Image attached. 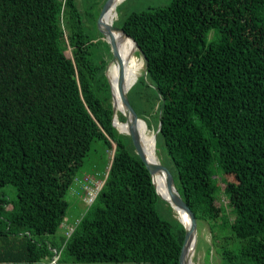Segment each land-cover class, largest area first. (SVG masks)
I'll list each match as a JSON object with an SVG mask.
<instances>
[{
	"label": "trees",
	"instance_id": "16d2710c",
	"mask_svg": "<svg viewBox=\"0 0 264 264\" xmlns=\"http://www.w3.org/2000/svg\"><path fill=\"white\" fill-rule=\"evenodd\" d=\"M106 1L0 0V188L17 191L12 209L0 193V264H47L55 251L57 264H179L185 226L113 125L109 78L116 95L125 71L111 69L98 28ZM119 28L145 63L130 102L156 116L157 157L198 229L209 224L222 264H264V0H170ZM96 141L103 185L71 234L58 235ZM218 174L232 177V214Z\"/></svg>",
	"mask_w": 264,
	"mask_h": 264
},
{
	"label": "rangeland",
	"instance_id": "374dc122",
	"mask_svg": "<svg viewBox=\"0 0 264 264\" xmlns=\"http://www.w3.org/2000/svg\"><path fill=\"white\" fill-rule=\"evenodd\" d=\"M81 4L84 5V0H80ZM91 1V0H90ZM94 3L101 2L102 0H92ZM170 0H123V4L117 9L116 26L120 27L124 19L129 13L133 11L146 10L150 6L164 5ZM125 2V3H124ZM113 51L115 53V59L110 62V67L113 69L115 75L118 74V64L123 68L126 67V63L122 64L120 59V53L118 49L111 43ZM137 48V47H136ZM110 53V52H109ZM137 56L141 61V70L139 76H141L145 71V63L143 56L139 53L138 49L136 51ZM118 55V58H117ZM115 62V63H114ZM117 71V72H116ZM138 76V78H139ZM134 105L138 108L141 115L144 117V122L147 127L148 124L151 126L149 129L154 133V128L157 125V118L151 112L141 111L140 106L135 100H132ZM121 111H118V113ZM117 113V112H116ZM117 113V114H118ZM153 116V117H151ZM158 154L161 158L164 157L163 149L161 146L158 148ZM106 154L103 143L101 141H96L86 157L85 164L79 169L76 178L67 193V200L69 201V207L65 220L59 230L58 235L64 234L69 236L74 229L75 224L82 217L84 211L87 209L95 199L97 193L103 185V180L105 178V160ZM219 185L221 186L220 202L226 205L228 211L231 212V207L228 206V200L224 193L225 179L232 180L230 175L223 178L220 174L217 175ZM0 193H5L9 197L10 204L7 206L8 209H12L14 201L17 199V191L14 185L8 184L0 188ZM161 211V209H160ZM176 212V211H175ZM232 214V212H231ZM177 215V213H176ZM68 233V235H67ZM212 233L208 223L200 222L198 229L197 246L193 256V261L195 264H222L220 256L217 255L215 248L211 245ZM218 262V263H217Z\"/></svg>",
	"mask_w": 264,
	"mask_h": 264
},
{
	"label": "water",
	"instance_id": "95a60500",
	"mask_svg": "<svg viewBox=\"0 0 264 264\" xmlns=\"http://www.w3.org/2000/svg\"><path fill=\"white\" fill-rule=\"evenodd\" d=\"M113 1L114 0H107L105 2L104 6L101 10V13L98 17V21H97L99 30L105 36L106 40L109 43H110V41L107 39L106 34H107V32H113L114 29L120 30L126 37H128L127 34L123 31V29L116 27L114 25L107 26L106 29H104L102 27L104 13L111 6ZM133 41L137 47V43L135 42V40H133ZM110 45H111V43H110ZM111 48L113 51L112 45H111ZM114 59H115V53L113 51V58L111 61H113ZM109 65H110V63H109ZM109 65H108V67H109ZM108 67H107V76H108ZM108 78H109V76H108ZM109 81L111 84L112 96H113V109H114L113 125L115 127H117L116 123H115V118H116V114H117L116 113L117 112V110H116V96H115V92H114L113 85L111 83L110 78H109ZM130 89H128V90L124 89V85L122 84V82H120L119 90H118V96H119V101H120L121 106H122L121 113L126 117L125 121L129 122V127H128L126 134L131 136L137 154L141 157L142 161L145 163L148 170L150 171V173L152 175V180H153V183H154V186H155V189H156V192L158 193V195L162 199H164L165 201L169 202L175 211H177L178 213L182 212V213L187 215V218H188L187 224L178 215V219L180 220L181 223H183V225L185 226V230H186L185 239H184V243H183L180 258H179V264H187V261L184 258L186 256L187 248L190 246V244L192 242V236L194 234L196 235V242H197L198 220H197L194 212L191 210V208L188 206V204L184 201L181 194L179 193V191L176 187V184H175L174 176H173L172 172L169 170V168L166 165L162 164L160 161H156V160L154 161L153 158H151L150 155L143 148V146L141 144L139 131H138V123L140 120H143V119L139 116V114L137 113V111L134 109V107L132 106V104L130 102V99L128 96V92ZM159 129H160V127H159ZM158 131L159 130H157V132ZM156 134L157 133H155V135H154L155 143H156ZM160 173L163 174L165 177L167 197H164L163 195H161L158 192V189L156 187L155 178H156V175L160 174Z\"/></svg>",
	"mask_w": 264,
	"mask_h": 264
},
{
	"label": "bare ground",
	"instance_id": "6f19581e",
	"mask_svg": "<svg viewBox=\"0 0 264 264\" xmlns=\"http://www.w3.org/2000/svg\"><path fill=\"white\" fill-rule=\"evenodd\" d=\"M75 2V1H74ZM123 0H114L111 4V6L105 11L103 16V22L102 27L104 29L107 28V26L114 25L115 19L117 18V6L122 3ZM47 10V9H46ZM71 12V11H70ZM64 13V12H63ZM69 14V13H68ZM71 14V13H70ZM12 16V15H10ZM64 18V17H63ZM73 18V17H72ZM74 20V19H73ZM8 21V20H7ZM74 22V21H73ZM47 23V22H46ZM50 24V23H49ZM116 24V23H115ZM76 25V24H75ZM12 26V25H11ZM23 27V26H22ZM75 28V27H74ZM14 29V28H13ZM32 30V29H31ZM17 31V30H16ZM74 31V30H73ZM24 35V34H23ZM43 35V34H42ZM46 36V35H45ZM107 39L112 43L119 51L120 53V59L124 66L125 60L124 55H128L130 59V63L126 64V67L124 68L125 71V79L123 82L124 89L128 90L130 89L134 83L137 81L138 76L140 74L141 70V61L140 58L137 56L136 51L138 48H136V45L133 41L128 39L127 37H124L119 32H117L115 29L113 32H107L106 34ZM24 39V38H23ZM31 40V39H30ZM45 41V40H44ZM99 45V44H98ZM107 47V46H106ZM41 48V47H40ZM77 51V50H76ZM37 52V51H36ZM204 53V52H203ZM187 56V55H186ZM118 58V55H117ZM188 58V57H187ZM39 60V59H38ZM119 60V58H118ZM45 61V60H44ZM104 61V60H103ZM109 61V60H108ZM185 61V60H184ZM227 61V60H225ZM100 62V61H98ZM63 63V62H62ZM61 63V65H62ZM72 63V62H71ZM115 63V62H114ZM202 63V62H201ZM44 64V63H43ZM46 64V63H45ZM44 64V65H45ZM187 64V62H186ZM201 65V64H200ZM46 67V65H45ZM62 67V66H61ZM196 67V66H195ZM202 67V66H200ZM3 69V68H2ZM14 69V68H13ZM196 70V69H194ZM104 71V70H103ZM112 72V71H111ZM117 72V71H116ZM28 73V72H27ZM167 74V73H166ZM213 74V73H212ZM169 75V74H168ZM167 75V76H168ZM213 76V75H212ZM65 79V78H64ZM67 81V80H66ZM97 83V82H96ZM63 84V82H62ZM98 85V84H97ZM64 86V84H63ZM63 88V87H62ZM116 96V110L118 111L122 110L121 103L119 101L118 92L115 95ZM50 104V103H49ZM50 107V106H49ZM51 111V110H50ZM51 113V112H50ZM153 117V116H151ZM141 123H143V127H138L141 144L143 148L146 150V152L150 155L151 158L155 161H160L156 154V143L154 140V133H152L146 123L143 120H140ZM115 123L117 128L122 132L126 133L129 127V122L121 123L119 119V115L116 114ZM127 126V127H126ZM209 132V131H208ZM255 136V135H254ZM256 138V136H255ZM93 143V142H92ZM200 149V148H199ZM182 152V151H181ZM164 153V151H163ZM188 157V156H187ZM164 159V158H163ZM220 159V158H219ZM193 162V161H192ZM220 168V167H219ZM225 171V170H224ZM156 187L158 189V192L163 195L164 197H167V191H166V185H165V177L163 174H157L155 178ZM180 183V182H179ZM226 185V184H225ZM199 186V185H198ZM204 190V189H203ZM240 192V191H239ZM233 193V192H232ZM241 193V192H240ZM226 194V193H225ZM198 199V198H197ZM215 199V198H214ZM214 201V200H213ZM198 206V205H197ZM192 208V207H191ZM197 209V208H196ZM193 210V208H192ZM194 212V211H193ZM243 212V211H242ZM177 215H179L186 224L188 223L187 215L182 212H177ZM247 238V237H246ZM260 238V237H259ZM216 239V238H215ZM242 239V238H241ZM227 245V244H226ZM253 245V244H252ZM197 242H196V235L194 234L192 236V242L190 246L187 248L185 260L187 261V264H195L193 261V256L196 250ZM218 246V245H217ZM218 250V249H217ZM219 251V250H218ZM57 253V252H56ZM219 254V253H218ZM57 255V254H56ZM218 263V262H217Z\"/></svg>",
	"mask_w": 264,
	"mask_h": 264
},
{
	"label": "built area",
	"instance_id": "2783aa9c",
	"mask_svg": "<svg viewBox=\"0 0 264 264\" xmlns=\"http://www.w3.org/2000/svg\"><path fill=\"white\" fill-rule=\"evenodd\" d=\"M58 257H59V256H55V257L50 261L49 264H57Z\"/></svg>",
	"mask_w": 264,
	"mask_h": 264
},
{
	"label": "crops",
	"instance_id": "0c3cea01",
	"mask_svg": "<svg viewBox=\"0 0 264 264\" xmlns=\"http://www.w3.org/2000/svg\"><path fill=\"white\" fill-rule=\"evenodd\" d=\"M57 251H55V254L52 256V258L51 259H49L48 261H47V264H49L50 263V261L55 257V256H59L60 254H58V252L56 253ZM57 254V255H56Z\"/></svg>",
	"mask_w": 264,
	"mask_h": 264
}]
</instances>
